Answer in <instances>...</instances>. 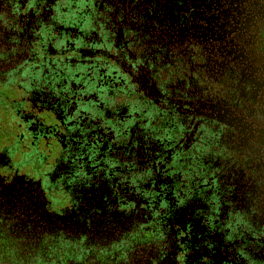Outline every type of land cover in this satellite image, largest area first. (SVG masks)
I'll return each instance as SVG.
<instances>
[{
	"label": "flooded vegetation",
	"instance_id": "1",
	"mask_svg": "<svg viewBox=\"0 0 264 264\" xmlns=\"http://www.w3.org/2000/svg\"><path fill=\"white\" fill-rule=\"evenodd\" d=\"M261 4L0 0V264H264Z\"/></svg>",
	"mask_w": 264,
	"mask_h": 264
},
{
	"label": "water",
	"instance_id": "2",
	"mask_svg": "<svg viewBox=\"0 0 264 264\" xmlns=\"http://www.w3.org/2000/svg\"><path fill=\"white\" fill-rule=\"evenodd\" d=\"M260 3H262L260 5V9H261L262 5L264 7V0H260ZM250 5H251V2H250ZM259 15H260V18H262L264 13L263 12H259ZM50 61L61 65L63 67L64 71L70 72V71H73L75 69V67H72L71 65L68 64V60H50ZM19 150H20V157H23L24 155H29V154H32V153H36L38 151V144L36 146H34V147H31V149H28L27 147H25V148L19 147Z\"/></svg>",
	"mask_w": 264,
	"mask_h": 264
}]
</instances>
